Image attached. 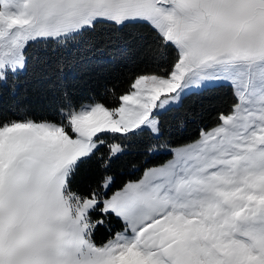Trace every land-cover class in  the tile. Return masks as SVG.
I'll use <instances>...</instances> for the list:
<instances>
[{"label":"snow or ice","instance_id":"snow-or-ice-1","mask_svg":"<svg viewBox=\"0 0 264 264\" xmlns=\"http://www.w3.org/2000/svg\"><path fill=\"white\" fill-rule=\"evenodd\" d=\"M135 25L159 71L111 104L55 87L98 35ZM30 66L54 82L52 115L0 111V264H264V0H0V102ZM213 87L227 111L173 145L163 113ZM145 135L166 159L115 186ZM86 165L99 179H78Z\"/></svg>","mask_w":264,"mask_h":264},{"label":"trees","instance_id":"trees-1","mask_svg":"<svg viewBox=\"0 0 264 264\" xmlns=\"http://www.w3.org/2000/svg\"><path fill=\"white\" fill-rule=\"evenodd\" d=\"M151 39V33L142 25L125 29L122 39L111 42L101 34L96 38L95 48L83 52L82 59L70 63L65 68L63 78L55 82V87L68 91L77 101H90V98L103 100L111 104L113 92H124L130 79L138 74L159 71V61L146 55L139 43V36ZM174 55V53H173ZM53 81L38 77L31 66L22 73L18 80V89L14 96L4 94L0 102V111L13 119L30 116L37 120L52 115L50 108L53 94ZM226 88L213 87L192 91L184 96L178 107H173L161 116L166 128L165 138L173 145L194 139L201 128L213 126L220 112H226L230 102ZM156 143L147 135L127 143L126 151L116 159L109 170L115 177V186L125 180L135 178L140 173L137 169L151 166L166 159L163 150L159 155H146L145 146ZM102 171L95 167L84 166L78 179H99ZM115 226V220L111 221ZM106 236V230L100 228L96 239L99 242Z\"/></svg>","mask_w":264,"mask_h":264},{"label":"rangeland","instance_id":"rangeland-1","mask_svg":"<svg viewBox=\"0 0 264 264\" xmlns=\"http://www.w3.org/2000/svg\"><path fill=\"white\" fill-rule=\"evenodd\" d=\"M88 102H90V101H88Z\"/></svg>","mask_w":264,"mask_h":264}]
</instances>
